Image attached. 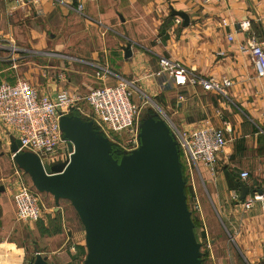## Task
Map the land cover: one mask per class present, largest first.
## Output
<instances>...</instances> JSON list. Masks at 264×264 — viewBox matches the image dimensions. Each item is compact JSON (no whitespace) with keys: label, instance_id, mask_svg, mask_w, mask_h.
<instances>
[{"label":"crops","instance_id":"crops-1","mask_svg":"<svg viewBox=\"0 0 264 264\" xmlns=\"http://www.w3.org/2000/svg\"><path fill=\"white\" fill-rule=\"evenodd\" d=\"M78 4L82 12L77 11ZM170 7L188 16L187 26H183L181 18L171 15ZM74 14L83 16L82 20H76ZM177 18L180 24L175 23ZM223 20L227 26H223ZM243 21L249 22L247 33L239 30ZM52 26H63L68 32L59 37L50 34L48 43L44 28ZM84 31L87 33L79 35ZM250 35L264 37V0H214L208 4L199 0H66L62 6L49 0H0V82L24 80L39 94L52 99L62 91L82 94L91 90L86 83L87 72L81 73L82 77L76 76L72 67L69 73L59 72L57 61L68 58L100 67L103 74L98 79L103 86L124 80L132 83L134 92L145 94L157 105L160 113L152 114L179 133L192 134L227 124L232 140L216 158L220 194L216 191L213 203L227 208L228 215L241 211L239 220L244 230H250L252 224L258 226L263 238L259 206L243 212L233 200L235 195L240 196L241 171L249 173L255 186L264 180V78L255 76L250 56L237 49ZM128 43L132 56L124 59L123 48ZM11 44L13 51L8 49ZM33 55L52 60L45 66L33 67L26 60ZM160 57L178 61L201 79L228 80L226 95L204 91L200 85L178 87L166 75L156 76ZM83 110V115L71 114L90 121L88 109ZM10 138L0 125V238L9 233L15 216L18 176L27 183L26 174L12 160ZM197 168L205 180L214 171L200 163ZM227 177L238 183V188L231 189ZM75 239L77 236H66L67 258L61 253L54 259L64 264H83L85 245ZM0 252V264H11L12 250L0 243ZM45 257L47 262L51 258ZM22 263L20 258L14 264Z\"/></svg>","mask_w":264,"mask_h":264},{"label":"water","instance_id":"water-1","mask_svg":"<svg viewBox=\"0 0 264 264\" xmlns=\"http://www.w3.org/2000/svg\"><path fill=\"white\" fill-rule=\"evenodd\" d=\"M170 12L188 25L185 13ZM130 47L123 48L124 59L132 56ZM59 127L68 159L42 165L12 137L10 153L38 193L55 205L70 203L84 229L83 264H201L178 144L160 116H142L138 147L128 153L78 115L61 114ZM248 191L240 182V201ZM32 264H48L47 258L35 250Z\"/></svg>","mask_w":264,"mask_h":264},{"label":"built area","instance_id":"built-area-1","mask_svg":"<svg viewBox=\"0 0 264 264\" xmlns=\"http://www.w3.org/2000/svg\"><path fill=\"white\" fill-rule=\"evenodd\" d=\"M49 1L55 6L66 4V0ZM199 1L208 4L214 0ZM77 11L82 12L81 4H78ZM175 23L180 24V19H175ZM222 24L227 26L226 20H223ZM248 28V21L239 24L241 32L247 33ZM228 40L232 41V37L228 36ZM237 49L250 56L255 76L264 78V37L258 39L250 35ZM157 65L158 71L155 75H166L178 87L200 85L204 91H214L225 96V90L230 86L228 80L218 82L201 79L195 76L192 70L167 57H160ZM132 87V83L124 80L114 86L91 89L85 94L62 91L52 99L39 94L36 88L24 80H16L14 83L0 82V125L12 138L20 141L21 146L18 148L20 152L36 155L42 165L52 164L70 157L59 127L60 115L72 112L83 115V108H87V118L92 121L93 126L116 149L128 153L138 147L141 124L140 109L132 101ZM167 125L177 141L180 159L183 160L190 176L192 168H197L198 163L210 171L213 170L218 154L222 153L232 140L228 137L231 130L227 124H224L223 128H204L192 134L179 133L168 123ZM239 179L249 191L244 200L240 201L237 195L233 200L241 206L243 212L259 206L264 247V180L259 186H255L251 183L249 173L244 170L239 173ZM195 203L198 204L197 201ZM14 205L15 218L18 222H36L41 218L40 194L32 186L27 185L21 175L18 176ZM1 245L8 248L4 243ZM207 248L210 246L207 245ZM18 251L20 254L16 253ZM12 252L14 254L10 262L14 264L22 258L23 252L15 247ZM2 261L0 258V262Z\"/></svg>","mask_w":264,"mask_h":264},{"label":"rangeland","instance_id":"rangeland-1","mask_svg":"<svg viewBox=\"0 0 264 264\" xmlns=\"http://www.w3.org/2000/svg\"><path fill=\"white\" fill-rule=\"evenodd\" d=\"M74 15L78 21L83 18L81 15ZM44 31V37L48 43L51 42L50 34L59 37L68 32L67 29H63V26L44 28ZM84 33L87 32H81L79 35ZM12 48H14L13 44L8 49L13 51ZM89 48L90 46L87 47V49ZM65 51L62 50V52ZM73 57L75 58V56ZM67 59L60 58L57 61L59 62L60 73H69V67H72L76 72V76L82 77L81 73H88L89 81H86V83L90 89L103 86L100 79H98L103 74L100 67H93L84 62ZM26 60L31 62V66L36 67L45 66L52 59L33 55ZM82 61L86 62L87 60ZM85 91L82 94H85ZM132 101L139 107L141 118L143 115L152 114L153 112L160 113L152 98L134 92V89ZM180 162L185 181L186 202L194 224V235L196 241L201 245L200 252L205 254L204 259L201 256V264H264V248L262 247V236L258 226L254 227L252 224L250 230H244L239 220L243 216L241 211L237 209V212L228 215L229 210L227 208H221V204L213 203L216 191L220 194L216 177L217 168H214L213 173H210L209 178L205 180L201 178L198 168H192L190 176L183 160L180 159ZM24 177L27 180L26 184L31 183L27 175ZM40 200L41 218L36 222H18L14 213L11 229L9 233H5L0 238L3 239L0 240V243H4L6 247L12 250H14V247L21 249L23 252L22 264H32L34 262L35 250L44 251L42 257L46 255L51 257L48 264H64L63 261L55 260L54 257L62 253V256L67 258L64 253L67 249L66 236L71 239L77 236V239L73 241L85 245L84 229L68 201L60 200L57 205L59 209L57 210L52 196L40 194ZM7 244H13L14 246ZM207 245L210 246L209 249ZM50 250L55 252V255L51 254Z\"/></svg>","mask_w":264,"mask_h":264},{"label":"trees","instance_id":"trees-1","mask_svg":"<svg viewBox=\"0 0 264 264\" xmlns=\"http://www.w3.org/2000/svg\"><path fill=\"white\" fill-rule=\"evenodd\" d=\"M170 18H171V16H170ZM179 158H180V154H179ZM183 173V172H182ZM227 180H228V184H229V186H230V188L231 189H236V188H238V183H234L231 179H229L228 177H227ZM205 254L203 253L202 254V259H204L203 258V256H204ZM202 259H201V261H202Z\"/></svg>","mask_w":264,"mask_h":264}]
</instances>
